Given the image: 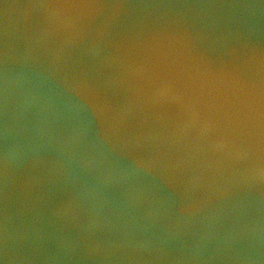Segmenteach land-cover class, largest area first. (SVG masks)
Returning <instances> with one entry per match:
<instances>
[{"label": "clouds", "instance_id": "clouds-1", "mask_svg": "<svg viewBox=\"0 0 264 264\" xmlns=\"http://www.w3.org/2000/svg\"><path fill=\"white\" fill-rule=\"evenodd\" d=\"M0 264H264V0H0Z\"/></svg>", "mask_w": 264, "mask_h": 264}]
</instances>
